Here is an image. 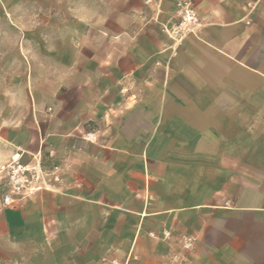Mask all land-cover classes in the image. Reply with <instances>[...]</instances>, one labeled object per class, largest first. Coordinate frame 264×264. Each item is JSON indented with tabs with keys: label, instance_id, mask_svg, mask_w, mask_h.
<instances>
[{
	"label": "crops",
	"instance_id": "crops-1",
	"mask_svg": "<svg viewBox=\"0 0 264 264\" xmlns=\"http://www.w3.org/2000/svg\"><path fill=\"white\" fill-rule=\"evenodd\" d=\"M177 1L121 2L160 7V45L150 41L159 34H140L153 47L136 62L138 52L126 50L122 63L127 71L117 80L121 83L137 69L157 70L155 82L144 80L157 87L156 94L120 114L98 141L66 138L67 131L59 138L58 132L48 131L57 159L53 162H60L63 176L58 189L45 193L87 199L96 203L93 214L111 215L107 223H94L95 237L106 239L101 244L110 247L118 244L119 219L136 232L161 231V240L134 233L123 238L126 246L132 239L148 246L141 260L153 258L150 248L158 242L161 262L177 261L170 247L178 246L184 234L194 236L195 246L205 250L190 261L264 264V49L248 65L245 52L239 51V39L264 37V0H191V11L205 29L194 35L191 47L171 52L162 26L172 21ZM94 3L112 6L118 1ZM78 20L88 19L79 12ZM235 38L237 51L230 45ZM155 55L156 61H150ZM22 136L21 128L3 131L4 158L24 160L25 152L40 151L36 135L30 137L35 140L30 148L18 151ZM247 197L252 200H239ZM23 200L12 206L0 203V256L10 246L34 241L42 228L36 220L38 196ZM166 231L171 237L165 238Z\"/></svg>",
	"mask_w": 264,
	"mask_h": 264
},
{
	"label": "rangeland",
	"instance_id": "rangeland-1",
	"mask_svg": "<svg viewBox=\"0 0 264 264\" xmlns=\"http://www.w3.org/2000/svg\"><path fill=\"white\" fill-rule=\"evenodd\" d=\"M117 1V5L99 6L94 0H0V164L12 159L3 157L7 144L1 138L3 131L23 130L18 151L30 148L35 143L30 142V137L36 135L40 151L25 152L24 160L19 156L13 158L22 165L37 167L39 188L26 193L15 204L37 195L40 211L36 220L43 224L34 241L10 246L7 254L0 256V264H206L189 260L190 256L205 252L204 247L195 246L192 235H188L193 237L190 245L180 241L178 246L170 247L179 256L173 263L161 262L158 242L150 248L153 258L141 260L148 246L143 242L135 244L134 239L126 246L122 240L126 235L130 238L131 233L144 239L146 231L127 229L124 219L117 221L118 244L111 247L101 244L106 239L95 237L94 223H107L111 215L93 214L91 208L96 203L87 199L45 193L58 189L63 176L60 162H53L56 158L46 139L48 131L58 132L59 138L62 131H67L66 138L98 141L100 133L116 122L120 114L141 106L144 96L156 94L157 87L144 80L155 82L157 70L137 69L121 83L117 80L127 71L122 63L126 50L138 52L134 55L136 62L153 47L148 39L138 37L140 34L147 31L159 34L160 38L150 41L160 45V7L147 4L145 9L121 3L126 0ZM191 5V0L177 1L172 21L162 26L171 52L191 47L194 35L205 29L200 20L184 19V10H192ZM79 12L88 20H78ZM127 30L131 37L121 34ZM239 42L247 65L264 49V37H246ZM237 43V38L230 39L236 51ZM149 60L156 61V55ZM129 93L128 100L121 101ZM232 94L231 91V97ZM262 105L264 108V102ZM245 108H250L248 102ZM4 183L0 180V203ZM146 236L161 240V231ZM164 236L169 238L171 234L166 231Z\"/></svg>",
	"mask_w": 264,
	"mask_h": 264
},
{
	"label": "built area",
	"instance_id": "built-area-1",
	"mask_svg": "<svg viewBox=\"0 0 264 264\" xmlns=\"http://www.w3.org/2000/svg\"><path fill=\"white\" fill-rule=\"evenodd\" d=\"M190 15V20H196L194 13L184 10V19ZM187 20V19H186ZM40 177L36 166L22 165L18 159H10L0 164V180H4L1 188V203L4 206L15 205V201L23 197L26 193H33L39 187L37 181ZM192 236H183L182 242L190 245Z\"/></svg>",
	"mask_w": 264,
	"mask_h": 264
},
{
	"label": "bare ground",
	"instance_id": "bare-ground-1",
	"mask_svg": "<svg viewBox=\"0 0 264 264\" xmlns=\"http://www.w3.org/2000/svg\"><path fill=\"white\" fill-rule=\"evenodd\" d=\"M186 19H187V20H190V19H191V16H190V15H188V16L186 17Z\"/></svg>",
	"mask_w": 264,
	"mask_h": 264
}]
</instances>
